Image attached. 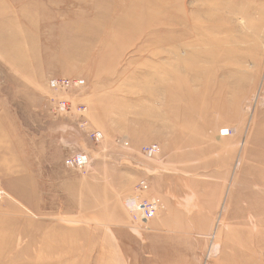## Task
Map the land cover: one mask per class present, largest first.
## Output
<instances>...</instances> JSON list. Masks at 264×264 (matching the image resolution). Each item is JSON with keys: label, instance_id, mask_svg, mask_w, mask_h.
Returning <instances> with one entry per match:
<instances>
[{"label": "rangeland", "instance_id": "obj_1", "mask_svg": "<svg viewBox=\"0 0 264 264\" xmlns=\"http://www.w3.org/2000/svg\"><path fill=\"white\" fill-rule=\"evenodd\" d=\"M0 183V264H264V0H0Z\"/></svg>", "mask_w": 264, "mask_h": 264}, {"label": "built area", "instance_id": "obj_2", "mask_svg": "<svg viewBox=\"0 0 264 264\" xmlns=\"http://www.w3.org/2000/svg\"><path fill=\"white\" fill-rule=\"evenodd\" d=\"M81 81H69V80H52L49 83V86L52 90L59 91L68 89L71 87L78 88L82 86ZM57 108L60 111H67L68 106L65 102H59L57 105ZM86 109L84 108H78V112H85ZM230 131L229 130H222L220 135L221 136H229ZM90 137L94 139L95 141H99L102 139V134L100 132H94L90 134ZM124 146H127V143L124 144ZM142 155L145 158H154L157 157L160 153L159 146L152 144L148 146H144L141 150ZM64 166L66 168H71L78 170L82 173L88 172V169L90 167V161L89 159L83 155V154H76L71 157H68L64 160ZM147 181L145 179H141L137 181L133 188L131 193L128 195V197L124 200V205L126 207V210L131 217L132 221L138 225H147L150 221L155 219L160 212L162 206L161 202L158 198L155 197H145L146 193L149 192V187L147 185ZM6 192L2 188V185L0 183V201H3L6 198Z\"/></svg>", "mask_w": 264, "mask_h": 264}, {"label": "bare ground", "instance_id": "obj_3", "mask_svg": "<svg viewBox=\"0 0 264 264\" xmlns=\"http://www.w3.org/2000/svg\"><path fill=\"white\" fill-rule=\"evenodd\" d=\"M202 26V25H201ZM198 27H200V26H198ZM53 80V79H52ZM50 87V86H49ZM57 105V104H56Z\"/></svg>", "mask_w": 264, "mask_h": 264}]
</instances>
